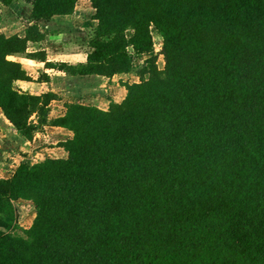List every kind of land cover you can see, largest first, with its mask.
I'll use <instances>...</instances> for the list:
<instances>
[{
  "label": "trees",
  "instance_id": "16d2710c",
  "mask_svg": "<svg viewBox=\"0 0 264 264\" xmlns=\"http://www.w3.org/2000/svg\"><path fill=\"white\" fill-rule=\"evenodd\" d=\"M80 1L34 0L32 20ZM89 1L87 63L62 69L113 78L150 57L121 103H70L50 120L54 94L19 90L31 77L10 59L41 58L26 52L45 33L0 34L6 119L28 140L44 126L73 133L66 158L0 178V264H264V0ZM20 201L36 215L14 236Z\"/></svg>",
  "mask_w": 264,
  "mask_h": 264
},
{
  "label": "crops",
  "instance_id": "0c3cea01",
  "mask_svg": "<svg viewBox=\"0 0 264 264\" xmlns=\"http://www.w3.org/2000/svg\"><path fill=\"white\" fill-rule=\"evenodd\" d=\"M85 1L89 0H81L79 3ZM85 16L78 14L76 7L72 15L56 16L48 22H31L30 25L38 23L45 33V39L41 43L33 44L40 46L34 52L42 53V57L29 58L24 55L10 57L11 60L19 62L31 77L28 81L15 82L19 90L36 96L54 94L55 99L49 107L50 120L63 116L66 113V105L70 103L80 102L102 110H108L112 101L121 103L127 95L125 85L140 82L138 71L150 57V55L135 57L132 72L119 74L113 78L73 75L67 69H62L60 66L63 64L77 67L87 63L89 50L83 47L81 42L69 38L74 34L80 36L93 32L97 21L82 19ZM25 30L26 28L22 26L11 34L23 35ZM159 53L158 65L163 57L161 52ZM154 55L158 54L154 52ZM72 137L73 133L67 129L44 126L28 140L15 129L0 109V178H11L23 163L36 164L47 158H66L68 154L60 144Z\"/></svg>",
  "mask_w": 264,
  "mask_h": 264
},
{
  "label": "rangeland",
  "instance_id": "374dc122",
  "mask_svg": "<svg viewBox=\"0 0 264 264\" xmlns=\"http://www.w3.org/2000/svg\"><path fill=\"white\" fill-rule=\"evenodd\" d=\"M33 2L34 0H13L11 4H8L6 0H0V34H5L7 36H12L11 33L18 31L24 26L26 29L30 27V23L32 20V10H33ZM77 13L81 15H86L82 19L92 20L93 15L95 14V10L92 7L90 1H85L83 3L77 4ZM91 26V25H90ZM88 31V29H87ZM131 31L128 35H131ZM86 36V37H85ZM153 36L156 43L155 53L160 55L159 52L162 50L161 40L162 37L153 28ZM92 37V32L89 34H80V36L75 34L73 37L69 36L72 41L81 42L83 47L88 48V43ZM36 48H40V46H35L33 44L29 45L28 51L26 55H32ZM165 66L164 57L159 60V67L163 69ZM32 122H36L37 119L35 116L31 118ZM15 208L17 210V218L16 225L17 228L13 230L14 236H24V229L29 228L36 215V210L31 202H16Z\"/></svg>",
  "mask_w": 264,
  "mask_h": 264
}]
</instances>
